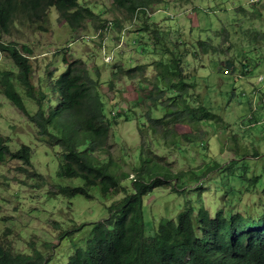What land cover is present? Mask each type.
<instances>
[{
    "label": "rangeland",
    "instance_id": "374dc122",
    "mask_svg": "<svg viewBox=\"0 0 264 264\" xmlns=\"http://www.w3.org/2000/svg\"><path fill=\"white\" fill-rule=\"evenodd\" d=\"M80 2L91 5L95 14H98L87 20L80 29H70L59 19L57 10L49 7L44 22L47 31H37L27 22L14 23L2 42L16 43L22 53V45L31 49L29 58L34 72L30 80L36 86L41 83V76H45V68L53 70L55 77L61 73L63 57L69 61L76 58L85 61L92 79L98 81L100 91L110 108L114 104L119 106L118 111L123 112L126 108L124 114L116 118L117 123L111 129L108 142L113 158L131 176H134L131 165L139 160L140 151L144 154L148 149L164 156L173 172L193 170L200 175L211 170L207 175H201L200 184L189 182L183 188L184 193L175 196L170 192L172 183H168L147 195L143 201L146 233L156 229L160 219L158 217L168 215V218H174L181 209L183 200L187 198L191 201L200 199L202 204L199 207L205 211H215L222 207L225 211L230 210L243 216H256V200L260 193L254 189L247 191L244 186L237 187L234 181L239 174L240 163L228 165L234 170V176L227 169L219 171L233 158L238 144L241 147L239 141L249 154L253 149L264 152V90L259 86L261 93L252 87L250 89L254 94L249 91V86H256V78L264 72V0H156L144 12L140 11L136 22L130 26L131 15L113 8L112 0ZM163 6H166V13L169 15L156 11ZM143 14L148 17L145 22L150 29L168 31L166 38L171 43L159 39L156 53L151 52L153 34L140 29L143 26ZM116 18L120 23L119 27H114L115 34L122 28L126 30L125 41L119 44L121 48L115 52L114 63L106 64L102 61L99 44L94 41H79L67 48L66 52L55 53L66 47L81 32L91 33L99 20L113 21L115 26ZM106 39L109 47L117 42L114 34ZM205 40L208 46H198L192 50L196 42ZM182 41L185 44H180ZM174 44L179 45L175 48L176 52L186 54L181 66L186 81L194 84L187 89L186 96L194 95L219 117V120L200 122L193 132L195 138L182 147L178 145V149L169 148L161 140L148 134L141 137L137 127V123L141 126L145 122L142 115L147 108L145 95L149 92L142 91L139 86L147 84L150 87V82L155 80L158 72L155 60L165 56L168 58ZM167 45L171 48L166 49ZM138 64L146 65L143 73L145 79L118 75L110 88V76L117 68L112 66L130 68ZM244 64H247L250 73L244 70ZM2 70L17 71L4 52H0V72ZM1 89L0 87V135L8 137L11 150L17 149L20 144L30 146L32 166L23 171L19 169L20 163L17 160L7 159L0 163V239L17 251L27 249L28 242L38 240L37 247L43 255L50 258L54 256L52 262L66 264L68 250L72 251L73 247L69 248L67 239H58L61 231L54 229L53 222L58 221L69 230L87 223L81 227L86 233L91 228L89 222L109 216L107 206L115 198H119L121 193L106 195L95 186L89 189L90 198L82 195L72 198L58 194L48 195L55 189V185L77 184L79 180L61 179L57 176L59 148L38 141L37 130L29 123L26 114L6 99ZM164 95L168 94L164 92L162 96ZM24 100L26 109L33 112L34 101L27 98ZM259 102L261 105L258 112L261 111L263 116L261 122L246 127L248 122L244 119L245 115ZM163 112L159 107L153 110L152 116L159 117ZM109 115L112 116L111 111ZM190 129L192 127L179 123L174 131L188 133ZM261 158L260 162L251 159L245 162L249 177L253 172L259 173L264 167V155ZM32 172L41 173L43 182L40 177L31 178ZM196 186L200 189H194ZM239 189L240 198L236 199L232 194L238 193ZM5 231L7 232L4 234ZM82 235V232L75 234L77 238ZM67 238L70 240V237ZM85 239L86 237L75 240V243ZM47 244H51L50 248Z\"/></svg>",
    "mask_w": 264,
    "mask_h": 264
},
{
    "label": "trees",
    "instance_id": "16d2710c",
    "mask_svg": "<svg viewBox=\"0 0 264 264\" xmlns=\"http://www.w3.org/2000/svg\"><path fill=\"white\" fill-rule=\"evenodd\" d=\"M152 2L154 0H112V5L132 18L140 10L138 8L149 6ZM49 7L55 8L59 19L73 30L94 15L79 0H0V51L9 55L17 68L16 72H0L2 93L26 114L29 123L37 130L38 141L59 148L57 176L79 180L77 184L55 185V189L48 195L58 194L67 198L82 195L90 198L89 189L95 186L106 195L121 193L119 198L107 206L109 216L89 222L91 228L86 233L81 227L87 223L69 230L61 226L60 222H53L54 229L61 231L58 239H67L69 248L73 247L72 251L68 250L66 264H264V167L249 177L248 167L244 165L249 159L260 162L264 152L253 149L249 154L239 141L241 147L238 144L233 158L219 171L227 169L234 176V170L228 165L240 163L239 174L234 181L237 187L244 186L247 191L254 189L260 193L255 201L256 216H243L230 210L225 211L222 207L215 211H205L199 207L202 204L200 199L191 201L185 198L174 218H168V215L158 217L160 219L156 229L146 233L143 201L147 195L168 183H172L170 192L175 196L184 193L183 188L189 182L200 184L201 175H207L211 170L200 175L193 170L173 172L166 158L150 149L144 154L140 151L139 160L131 165L134 176L121 169L112 156L108 140L113 125L117 123L116 118L122 116L126 109L120 112L119 106L110 108L103 101L98 81L92 79L91 71L81 59L68 63L63 58L65 66L58 76H53V70L45 68L41 83L38 86L31 83L34 72L29 59L31 49L22 45V53L16 43H3L2 39L10 33L14 23L27 22L37 31H47L44 22ZM147 18L142 15L144 21L140 29L153 34L151 52L156 53L159 39L170 42L166 38L168 31L150 29L145 22ZM119 23L116 18L115 27H119ZM176 46L179 47L174 44L168 58H161L162 52L161 59L155 60V69L158 71L155 80L150 82V87L147 86L149 90H143L149 91L145 95L149 106L142 115L145 122L141 126L137 125L141 137L148 134L174 149L195 138L193 132L200 122L219 120L197 97L192 94L186 96L187 89L194 84L186 81L181 66L186 54L176 52ZM198 46L206 47L208 42L198 41L192 50ZM170 48L167 45L166 49ZM112 67L117 68H114L110 76V88L118 75L145 79V64L130 68ZM244 70L250 73L247 64H244ZM164 92L168 95L162 96ZM25 98L35 103V110L31 113L26 109ZM159 107L164 111L162 115L152 116V110ZM248 113L244 117L248 122L246 126L260 120L261 114L258 111L249 109ZM179 123L192 129L188 133H177L174 128ZM8 143V137L0 135V163L7 159L17 160L20 163L19 169L26 171L27 167L32 166L31 147L20 144L17 149L11 150ZM30 177H40L43 182L41 173L32 172ZM232 196L239 199L240 189ZM79 232L83 235L77 238L75 234ZM84 237L85 241L75 243V240ZM34 241L28 242L27 249L17 251L0 239V264H58L51 261L54 259L51 254V258L43 255L37 247L38 240ZM47 245L50 248L51 244Z\"/></svg>",
    "mask_w": 264,
    "mask_h": 264
},
{
    "label": "clouds",
    "instance_id": "9594fccd",
    "mask_svg": "<svg viewBox=\"0 0 264 264\" xmlns=\"http://www.w3.org/2000/svg\"><path fill=\"white\" fill-rule=\"evenodd\" d=\"M80 1V0H79ZM155 2V1H154ZM154 2H152L150 5H152ZM149 5V6H150ZM86 6H88L90 9V11H92L93 13H94V15H92L90 18H87V20H90V19H92L93 17H95V15H98V14H95V12L93 11V8H92V6L91 5H88V4H86ZM147 7L148 6H142V7H140V8H138V9H140V10H137L136 12H135V14H134V16H132V18L130 19L132 22L129 24V26L130 25H132V23H135L136 22V20H137V17H138V15H139V13H140V11L141 10H143V12L147 9ZM162 11V12H164L165 13V15H169V14H167L166 13V6H163V8L162 9H157L156 11ZM156 11H154V12H156ZM153 12V13H154ZM152 13V14H153ZM146 15H149V14H146ZM86 20V21H87ZM86 21L82 24V26L86 23ZM81 26V27H82ZM81 27H79V28H77V29H80ZM114 23H113V21H107V20H99V23L97 24V26L94 28V30L91 32V33H89V34H84V32H81L80 34H79V36L78 37H76V38H73V40H70V41H72V42H68L67 43V45H66V47H63V48H60V49H58L55 53H61V52H66L67 51V48H69V47H72L73 45H75L77 42H79V41H82V42H85V43H89V42H91V41H94V42H97L98 44H99V50H100V53H101V58H102V61L104 62V63H106V64H111V63H114V61H115V52H117L120 48H121V46L119 45L122 41H125L124 40V33H125V28H122L120 31H119V33L117 34H115V30H114ZM70 28V27H69ZM128 28V27H127ZM71 29V28H70ZM77 29H74V30H77ZM73 30V29H72ZM111 32H113V34L115 35V37H116V39H117V42H116V44H113L111 47H109L107 44H106V38L108 37V36H112L113 34H111ZM12 42H9V44H11ZM61 49H63L62 51H61ZM21 51V50H20ZM0 52H3V51H0ZM5 53V52H4ZM6 54V53H5ZM7 55V54H6ZM7 56H9V55H7ZM66 61L65 62H72V61H74V60H78V59H80V58H76V59H74V60H72V61H69L68 59H66L65 57H63ZM62 58V59H63ZM30 59V58H29ZM82 60V59H81ZM62 61V60H61ZM82 61H84V60H82ZM65 62H62V64H63V66H62V68H64V66H65ZM84 63V65H85V67L89 70V68L87 67V65H86V63H85V61L83 62ZM55 71H57V70H55ZM90 71V70H89ZM252 73V72H251ZM125 78H127V77H125ZM256 83H257V85L256 86H252V85H250L249 86V91L251 92V89H250V87H252V88H254V89H256V90H258V91H260V93H261V90H260V87L259 86H261V87H263V89L262 90H264V72H262V73H260L259 75H258V77L256 78ZM146 86H139V88L143 91V90H148L147 89V84H145ZM252 93V95L254 94V92H251ZM103 95V94H102ZM103 99H104V97H103ZM145 99H146V96H145ZM253 99H257V98H253ZM252 100V99H251ZM251 100H249V102L251 101ZM261 100V102H262V99H260ZM105 103H106V101L105 100H103ZM147 102V101H146ZM261 102H259V104L258 105H256L253 109H251L252 111H254V110H256V111H258V107L261 105ZM114 106H116V104H114ZM118 106V105H117ZM116 106V107H117ZM148 106H149V102H147V108L145 109V112L147 111V109H148ZM126 109V108H125ZM153 111V110H152ZM120 112H122V111H120ZM259 113L261 114V117H260V120H258V122L257 123H255V124H252V126H255L256 124H259L260 122H261V120H262V118H263V116H262V113H261V111H259ZM247 114H250V113H247ZM137 125H138V123H137ZM250 126V124L248 125V126H246V127H249Z\"/></svg>",
    "mask_w": 264,
    "mask_h": 264
}]
</instances>
